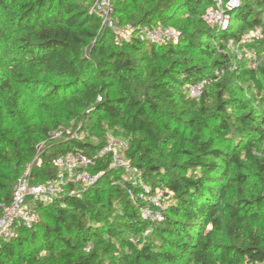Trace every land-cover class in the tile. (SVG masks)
Segmentation results:
<instances>
[{
    "label": "trees",
    "instance_id": "16d2710c",
    "mask_svg": "<svg viewBox=\"0 0 264 264\" xmlns=\"http://www.w3.org/2000/svg\"><path fill=\"white\" fill-rule=\"evenodd\" d=\"M52 1L57 2V10L46 14ZM82 1L0 0L4 8L12 7L19 13L16 24L21 40L10 56L0 52V76L9 72L7 62L23 59L29 70L69 80L43 84L54 101L63 105L68 118L76 119L82 109L90 111L76 135L63 131L62 138L51 140L52 132L66 126L54 121L39 130L41 145L35 134L9 141L13 151L0 152V206L10 203L12 189L32 158L37 156L39 165L33 164L29 170L30 181L44 182L57 174L53 166L56 155L68 149L87 157L97 155L109 131L128 139L126 158L133 161L149 192L164 187L169 205L163 222L151 225L142 221L126 193L127 189H137L125 180L121 187L112 185L121 171L110 166L109 158L98 159L87 169L92 174L101 173L98 183L81 192L76 184H69L52 203L35 206L38 225L18 229L16 239L1 244L0 264H120L111 255L110 240L119 239L122 230L141 236L148 231L140 249L141 241H124L133 252L131 259L123 256L124 261L130 260L125 264H179L185 257L194 264H264L262 230L249 228L250 220L264 210V154L259 147L264 141V67L253 70L240 66L237 56L228 50V43L239 41L246 28L259 27L264 34V0H239V6L228 13L229 29L224 32H217L202 20L210 0H161L143 17L131 20L130 42L121 49H115L110 33L105 38L98 31L101 18L90 9L92 0H88L90 8ZM177 16L182 22L168 26ZM152 19L176 30L177 41L155 44L139 40L142 27H154L150 25ZM91 41L94 43L89 44ZM257 45L253 41L244 47ZM160 61H164L163 67L157 65ZM136 68L143 69L149 80L147 90L152 93L145 91L139 99L133 97L130 88ZM95 73V80L86 83L85 79ZM113 78L125 90L124 97L106 93L113 86ZM203 79L207 85L199 98H189L186 87ZM247 82L261 96L256 99L260 114L249 109L250 102L238 95ZM0 88L10 91V78ZM152 98L173 102L172 113H165L161 122ZM172 126L181 128L182 133ZM82 131L87 133L84 140L78 136ZM90 138L95 141H88ZM174 139L179 140L178 154L185 160L174 156L167 166L159 162L158 153ZM242 161L259 173L258 193L219 206L217 200L225 199V188H240L246 183V176L240 173ZM191 169L199 174L187 176ZM213 174L229 176L222 192L215 187ZM114 200L123 202L121 213L112 212ZM204 226L208 227L205 231ZM215 238L229 243L217 245Z\"/></svg>",
    "mask_w": 264,
    "mask_h": 264
},
{
    "label": "rangeland",
    "instance_id": "374dc122",
    "mask_svg": "<svg viewBox=\"0 0 264 264\" xmlns=\"http://www.w3.org/2000/svg\"><path fill=\"white\" fill-rule=\"evenodd\" d=\"M19 2H26L29 0H18ZM33 1V0H30ZM74 2H80V0H73ZM83 3L86 7H89V1L83 0ZM110 14L109 19L112 21V27H107L106 25H101L98 31H101L102 37H107L106 33H110L112 38V43L115 46V49L123 48L124 44L130 42L131 37V20L143 17L147 11L151 10L155 5L161 3V0H110ZM90 8V7H89ZM91 9V8H90ZM57 10V2H50L46 14L53 13ZM17 13L14 8L10 7L9 9L4 8L0 4V28L3 31V36L0 38V52L10 56L14 51L15 47L19 43H21L20 38L18 36V28L16 24ZM264 22V15L262 16ZM182 22V17L177 16L168 21V26L174 27L175 23ZM151 26H160L161 22L156 19H152L150 22ZM229 29V23L227 25V30ZM237 29V25L233 26V31ZM226 30V31H227ZM110 39V38H109ZM253 41H257V47L249 48L244 47V45L252 44ZM94 41L89 42V44H93ZM228 50L233 52L237 59L239 60L240 66L245 68H250L256 70L258 68L264 67V34L261 33V28H246L241 36L239 41H233L228 43ZM108 53V51H107ZM160 67L164 66V61H160L157 63ZM8 71L6 74H2L0 76V84L10 78V91H3L0 88V152L3 154H8L13 151V147L9 144V141L15 137H20L25 139L27 136L35 134L37 143L41 145L40 136L38 135L39 130L43 127L49 126L54 123V121H59L60 124L66 125L61 126L62 130H69L73 134L76 133L80 129V127L84 126V122H87L86 114L90 111L87 109L77 111V117L68 118L66 113L62 110L63 105L59 102L56 103L55 98L50 95V90L47 88H43V84H65L69 80L45 76L39 73H36L34 70H29L26 66V62L23 59H19L15 63L7 62ZM234 67H237L234 66ZM92 69V68H91ZM10 71H12L10 73ZM21 74V76L18 75ZM134 75L136 76L131 80L130 88L134 92L133 97L135 99H139L145 91L149 94H152L147 90L148 78L143 72L142 68H136L134 71ZM97 77V73L87 77L85 79L86 83H89L95 80ZM259 80H262V77L257 75ZM34 81L33 83H29V81ZM99 81L98 79H96ZM113 86L107 90V94L112 97H124L125 90H122L121 84L118 79L113 78ZM264 87V82L262 83ZM264 91L261 93L263 96ZM238 95L243 98V100H247L250 102V108L253 109L256 114H260L261 106L257 102V98L261 97L256 95V89L249 82L242 84V88L239 89ZM152 103L155 104L159 109V119L158 121H163V115L167 112H171V107L173 106V102L166 101H158L152 98ZM210 105L214 103V100L211 99L209 102ZM149 104L145 105V108L149 109ZM90 114V113H89ZM88 114V115H89ZM87 115V116H88ZM178 115V114H176ZM180 118H184L183 116H178ZM90 124L94 123V121H89ZM103 124V122H102ZM173 128L178 129L179 133H182V129L177 126H172ZM172 129V128H171ZM80 131V130H79ZM94 131V129L92 130ZM120 132V130H117ZM5 133V134H4ZM94 133V132H92ZM5 136H4V135ZM77 134V133H76ZM112 135L111 131L107 132L106 135ZM8 136V138H6ZM80 139L84 140L87 137V133L85 131L80 132L78 135ZM4 137L7 139H4ZM115 138H119L121 136H114ZM124 138V137H123ZM127 139V138H125ZM88 141L94 142L95 139L90 138ZM128 141V139H127ZM38 145V144H37ZM129 147V144H128ZM180 147V142L178 139L172 140L170 143L162 146L159 150V162H164L169 166L170 159L175 157H179L180 159L185 160L178 154V149ZM262 148V153L264 154V141H262L259 145ZM236 149H234V152ZM127 151H124L123 156L124 159L128 162L129 168L127 170H120L119 178L113 179L111 183L114 186L121 187V181L125 180L129 183H139L140 174L136 172L133 161H131L128 156L126 158ZM219 163V162H218ZM39 165V161L37 160V156L31 159V162L27 168L21 171L20 176L28 169L30 170L32 165ZM15 167V165H13ZM242 170L240 173L246 176V183L240 188H236L235 186L231 189L225 188V199L217 200L219 206L223 205L225 201L235 202L238 199H248L250 195L258 193L260 189V178L259 173L256 170H253L247 163L242 161ZM168 170L171 173L178 174L177 170L174 168L168 167ZM3 171V170H1ZM189 177L197 176L198 170L191 169L187 173ZM19 176V177H20ZM215 183V187H217L220 192L223 191L226 180L229 176L219 177L218 174L212 175ZM98 183V182H97ZM96 185V184H95ZM94 185V186H95ZM100 186V185H99ZM77 191H84L89 187L84 185H77ZM93 187V186H92ZM116 188V187H115ZM129 200V198H128ZM130 201V200H129ZM131 202V201H130ZM169 205V201H167ZM137 210V205L131 203ZM112 212L121 213L123 211L122 205L123 202H119L114 200L112 204ZM166 205V203H165ZM39 210V213L42 210ZM139 213V211H138ZM140 215V214H139ZM141 218V217H140ZM42 220V218H40ZM142 221L148 223L143 218ZM38 225V224H37ZM203 231L207 230L208 227H202ZM250 229L253 230H262L263 244H264V210L259 214L255 215V218L250 220ZM38 232L41 233V229H38ZM18 235V232H17ZM144 235L134 234L132 231L122 230L120 232V240L118 238H112L110 241L113 243L112 257L115 259L116 263L125 264L123 256H129L131 259L133 252L127 248L124 241H129L132 244H135L137 241H141L140 245L137 249H140L142 243L144 242ZM123 240V241H121ZM217 245H226L229 242L227 240L221 238H215ZM233 243L237 244L239 241H234ZM156 249L158 246L155 247ZM42 255H45V252H41ZM179 264H194L192 262H187L186 257L182 259Z\"/></svg>",
    "mask_w": 264,
    "mask_h": 264
},
{
    "label": "built area",
    "instance_id": "2783aa9c",
    "mask_svg": "<svg viewBox=\"0 0 264 264\" xmlns=\"http://www.w3.org/2000/svg\"><path fill=\"white\" fill-rule=\"evenodd\" d=\"M211 5L207 7L202 15L204 23L215 29L217 32L227 30L230 21L231 10L239 6V0H210ZM110 0H92L91 11H94L101 18V25L112 27L109 19ZM178 32L171 27H142L138 39L155 44L175 43ZM206 80H200L190 84L185 89L189 98L197 99L201 95ZM100 101L101 98L98 97ZM69 134V130L57 129L50 134L51 140H57ZM73 135H76L73 134ZM128 150V141L123 137L115 138L106 135L105 144L99 149L98 154L92 157L79 153L75 150H66L53 158V166L57 174L44 182L32 183L27 169L16 181L12 189V199L9 204H1L0 217V246L9 243L17 238V231L20 228L31 229L39 222V215L34 210L37 205H47L61 197L69 184L84 185L92 187L100 179L101 173H90L88 168L93 167L98 159L109 158L110 166L118 170H127L128 162L124 159L123 153ZM136 170V169H135ZM136 172H138L136 170ZM136 188V192L127 189L126 193L134 205H137L140 217L151 225H157L164 221V211L168 206V199L160 187L153 193L141 182L130 183ZM77 193V192H76ZM166 203V205H165ZM148 231L145 232V235Z\"/></svg>",
    "mask_w": 264,
    "mask_h": 264
}]
</instances>
